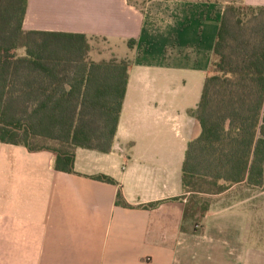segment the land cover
I'll use <instances>...</instances> for the list:
<instances>
[{"label": "crops", "instance_id": "0c3cea01", "mask_svg": "<svg viewBox=\"0 0 264 264\" xmlns=\"http://www.w3.org/2000/svg\"><path fill=\"white\" fill-rule=\"evenodd\" d=\"M230 3L264 6L28 0L25 30L103 39L110 58L130 61V74L112 150L77 148L74 172L57 170L50 151L0 142V264H264V183L206 195L208 210L196 204L193 215L182 186L186 149L200 132L188 111L200 101Z\"/></svg>", "mask_w": 264, "mask_h": 264}, {"label": "trees", "instance_id": "16d2710c", "mask_svg": "<svg viewBox=\"0 0 264 264\" xmlns=\"http://www.w3.org/2000/svg\"><path fill=\"white\" fill-rule=\"evenodd\" d=\"M27 7L0 0V142L50 151L55 168L71 173L77 148L112 150L130 61L90 59L85 34L25 30ZM188 113L200 126L182 165L188 215L196 204L205 213L206 195L234 184L262 187L264 6H226L200 101ZM118 203L126 204L121 191Z\"/></svg>", "mask_w": 264, "mask_h": 264}, {"label": "rangeland", "instance_id": "374dc122", "mask_svg": "<svg viewBox=\"0 0 264 264\" xmlns=\"http://www.w3.org/2000/svg\"><path fill=\"white\" fill-rule=\"evenodd\" d=\"M110 49L108 48L107 43L103 40V39H94L92 40V44H91V51H90V59H98V58H102V57H106L108 58V60L114 58H110L111 54H110ZM195 58L194 55H190L189 57ZM203 57V56H202ZM203 82L204 79H202V84L199 90H201L202 86H203ZM173 89V91L171 93H174L176 95H183L187 93V90L181 86L179 87H175L172 86L171 87ZM200 92V91H199ZM180 102H182L180 100ZM179 131L182 132V128L179 129Z\"/></svg>", "mask_w": 264, "mask_h": 264}]
</instances>
